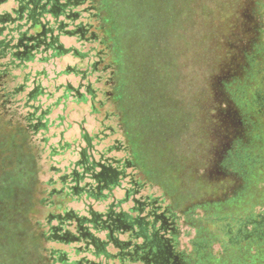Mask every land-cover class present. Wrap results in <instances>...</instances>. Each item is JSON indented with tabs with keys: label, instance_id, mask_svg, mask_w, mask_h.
I'll return each mask as SVG.
<instances>
[{
	"label": "rangeland",
	"instance_id": "1",
	"mask_svg": "<svg viewBox=\"0 0 264 264\" xmlns=\"http://www.w3.org/2000/svg\"><path fill=\"white\" fill-rule=\"evenodd\" d=\"M260 1L159 0L158 24L152 28L159 45L157 72H151L156 76L153 84L143 87V82L132 78L139 72L137 67H148L149 54L153 56L156 48L153 44L147 50L151 33L145 35L150 28L146 16L141 18L134 30L135 39L126 49L129 82H136L126 89L142 87L144 91V95L136 94V98L130 97L128 91L125 97L126 108L130 107L127 126L118 110L116 101L119 100L110 95L114 92L118 96L121 90L115 85L125 76L120 66L111 62L112 55L105 59L112 64L107 72L102 70L89 77L98 89V98L105 101L104 106L97 102L95 108L83 87L80 90L86 93V102L75 103L74 96L59 99L65 93L62 85L71 83L77 87L81 81L76 74L63 72L69 66L83 65L73 54L37 64L36 68L48 74L42 83L55 92L52 98L42 97L43 106L52 104V125L46 132L25 130L24 98L19 101L20 96H16L6 104L0 90V264H31L34 257L47 258L50 247L61 246L42 236L49 229L46 221L49 208L42 199L47 197L49 181L58 179L57 169L80 159L78 149L85 144L82 139L85 130L104 137L97 143L100 150L113 144L129 149L128 152L117 148L106 156L140 161V176L146 182L143 194L162 197L174 209L178 215L180 249L187 252H191L193 241L209 239L212 232L206 226L201 234L196 218L205 217L216 206L237 204L239 194L244 195L251 189L254 193L263 187L253 178L254 171L248 165L251 161L245 163L241 159L245 149L254 157L258 152L252 123L243 126L230 118L225 112L227 106L222 93L226 72L241 70L242 75L239 66L230 67L233 66L230 48L240 38L245 20L255 21L260 16L255 12ZM6 7L8 4L0 6V12ZM62 40L67 47L91 49L78 37ZM97 49L105 51L106 47L97 44ZM113 68L116 73L111 78ZM99 79L102 81L98 82ZM9 82V87H13L15 82L11 79ZM55 101L58 102L54 105ZM143 101L148 105L146 109ZM66 141L72 145L64 150L60 144L65 146ZM53 146L55 151L51 149ZM57 151L60 152L52 154ZM10 173L15 175L13 181L9 180ZM32 179V187L24 189L25 182ZM247 181L253 185L251 189ZM68 206L84 212L80 202H70ZM219 250V244L212 243L201 253L204 261ZM71 255V259L76 258Z\"/></svg>",
	"mask_w": 264,
	"mask_h": 264
},
{
	"label": "trees",
	"instance_id": "2",
	"mask_svg": "<svg viewBox=\"0 0 264 264\" xmlns=\"http://www.w3.org/2000/svg\"><path fill=\"white\" fill-rule=\"evenodd\" d=\"M158 3L159 0H0V6L8 4L0 12V90L6 104L13 102L16 96H20L19 101L24 98L23 106L27 109L24 129L46 132L52 125V104L43 106L42 97L52 98L55 92L42 83L48 74L36 68L37 64L69 54L83 65L69 66L63 72L76 74L81 81L77 87L71 83L62 85L65 93L59 99L74 96L75 103L86 102V93L80 90L83 87L91 96L92 108L97 102L104 106L105 101L98 98V89L89 77L102 70L107 72L113 62L125 76L115 85L121 90L118 96L114 92L110 95L119 100L116 101L118 110L127 126L130 107L128 105L127 109L125 105L129 91L126 88L136 82H129L126 49L135 39L134 30L141 18L146 16L150 28L145 35L151 33L147 50L150 46L152 49L153 44L156 48L153 56L149 54L148 67H137L139 72L132 78L143 82V87L153 84L156 76L151 72H157L159 59V45L152 30L158 24ZM255 12L260 16L255 21L245 20L240 38L230 48L233 65L230 67L239 66L242 75L241 70L228 67L230 72L223 78L222 93L229 117L243 126L252 123L258 152L254 157L245 149L241 159L245 163L251 161L248 165L251 172L254 171L253 178L263 187L253 193V185L247 181L251 190L249 194H239L237 204L216 206L205 217L196 218L201 234L206 226L212 232L209 239L193 241L191 252H187L180 249L178 215L174 209L165 204L162 197L143 194L146 182L140 176V161L106 156L117 148L128 152L129 149L113 144L100 150L97 143L104 137L85 130L82 134L85 144L78 149L80 159L71 161V168L66 165L57 169L59 177L49 181L47 197L42 199L49 208L46 217L49 229L42 236L61 246L50 247L47 258L34 257L31 264H264V133H261L264 127V0L257 4ZM63 37H78L91 49L67 47ZM97 44L106 50L99 51ZM110 55L111 62L106 63ZM145 58L146 53L144 63ZM113 72L111 78L116 73L114 68ZM9 79L15 82L13 87H9ZM82 79L87 81L82 82ZM141 90L142 87L140 90L132 88L130 97L144 95ZM142 105L145 109L148 107L145 101ZM134 115L138 117L136 111ZM64 144H60L64 150L72 145L70 141ZM55 148L51 147L53 151ZM14 178L10 173L9 180ZM33 181L25 182L24 189L31 188ZM70 202L82 203L84 212L69 207ZM214 242L219 244L220 250L204 261L201 253ZM71 254L76 258L71 259Z\"/></svg>",
	"mask_w": 264,
	"mask_h": 264
}]
</instances>
